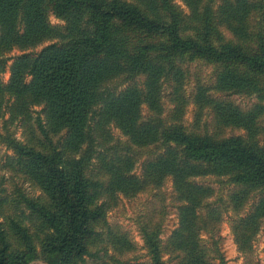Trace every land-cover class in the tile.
<instances>
[{
  "label": "trees",
  "instance_id": "obj_1",
  "mask_svg": "<svg viewBox=\"0 0 264 264\" xmlns=\"http://www.w3.org/2000/svg\"><path fill=\"white\" fill-rule=\"evenodd\" d=\"M177 1L0 0V138L6 166L39 191L14 178L9 194L0 178V264H165V252L173 264H225L200 232L215 233L226 211L243 264H264L253 249L264 230V0H179L188 12ZM210 176L233 186L222 205L198 182ZM168 179L179 225L162 237L156 193L135 214L149 260L131 263L122 257L138 245L108 212Z\"/></svg>",
  "mask_w": 264,
  "mask_h": 264
},
{
  "label": "rangeland",
  "instance_id": "obj_2",
  "mask_svg": "<svg viewBox=\"0 0 264 264\" xmlns=\"http://www.w3.org/2000/svg\"><path fill=\"white\" fill-rule=\"evenodd\" d=\"M177 3L180 5L182 9L185 10V12H188V8L182 3L177 1ZM50 21L54 25H64L65 22L61 19H58L53 14L50 15ZM50 42H45L43 45L37 47L35 51H40L44 46L48 45ZM21 54V51L15 49L11 52V56H17ZM12 64V61L8 62V68L7 71L2 74V79L7 82L10 79L11 72L9 70V66ZM122 80H116L110 84L111 88H118L122 89L124 88L127 83H123ZM192 83L190 84V87L192 86ZM188 88L189 94L191 93V88ZM169 86L166 85V92L169 91ZM250 97L246 95H240L237 97V101L242 104H248L250 101ZM165 104L167 109H171L172 105L169 103L168 98L165 97ZM34 110H40L41 107L36 106L33 107ZM4 116L0 119V133H4V127L3 123L6 119L9 118V113L7 111V107L3 108ZM195 111V106H190L188 113L186 115V120L188 122L193 121V115ZM113 133L116 137H122V134L119 129L113 128ZM243 133V132H242ZM23 134V128L21 122H18V124L15 127V135L17 137H21ZM12 150L8 149L7 146L3 143L2 139L0 138V178L5 177L8 181L7 184H5L6 188L8 189L9 194H13L14 192V184H12V180L15 178L17 181H19V184L22 185V188H24L28 193L32 195H38L39 191L36 190V188L32 187L29 182L21 181V178L18 176L17 172L14 170H11L9 167L6 166V161L8 160V156L12 155ZM136 173L141 174L142 173V167L139 163L136 169ZM223 181H220L216 177H205L198 179V182L210 184L214 186V188L217 190L218 195L214 198L210 199L213 205H222L221 198L226 197L227 191L232 188L233 186L228 184L226 182V179H222ZM162 193V195L165 197V204L166 205V216L164 219V223L162 225V237L166 239L169 237L172 232L178 227L179 225V219L177 215V211L174 202L173 197V189H172V180L168 179L164 187L157 191V190H151L147 193H142L136 198L128 199L123 196H120V202L117 207H114L110 209L107 215V221L110 224L113 223H119V225L127 231L133 242H135L138 245V251L137 252H129L126 253L124 257H122L125 260H128L131 263H134L135 261H148L149 256L147 255V249L144 245V239L142 237L141 231L139 226L135 222V214L138 210H141L145 208V204L149 203L156 193ZM254 202V200H253ZM253 204V203H252ZM252 209V205H249L247 209L245 210L243 215H247L248 212H250ZM231 219H232V212L226 211L224 213V219L221 222L218 230L215 233H210L206 230H201L200 236L203 238L208 246H212V239H216L219 242V248L222 251L224 257H225V264H243L245 257L242 253L239 252L237 243L235 241V236L231 228ZM212 234L214 236H212ZM253 249H254V256L257 261H260L261 263H264V230H261L256 238L253 241ZM104 254V253H102ZM106 260H109L108 257L105 258ZM163 259L165 261V264H173L172 259L170 258L169 253L163 254ZM32 264H46V262L42 260H36L33 261Z\"/></svg>",
  "mask_w": 264,
  "mask_h": 264
}]
</instances>
